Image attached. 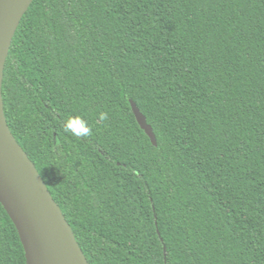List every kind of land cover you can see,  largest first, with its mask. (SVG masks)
Listing matches in <instances>:
<instances>
[{"label": "trees", "instance_id": "16d2710c", "mask_svg": "<svg viewBox=\"0 0 264 264\" xmlns=\"http://www.w3.org/2000/svg\"><path fill=\"white\" fill-rule=\"evenodd\" d=\"M3 98L89 264H264V0H34Z\"/></svg>", "mask_w": 264, "mask_h": 264}, {"label": "water", "instance_id": "95a60500", "mask_svg": "<svg viewBox=\"0 0 264 264\" xmlns=\"http://www.w3.org/2000/svg\"><path fill=\"white\" fill-rule=\"evenodd\" d=\"M34 0H0V201L13 219L27 264H89L74 230L45 179L13 134L4 108L3 82L13 38ZM141 127L157 145L146 115L131 100Z\"/></svg>", "mask_w": 264, "mask_h": 264}, {"label": "clouds", "instance_id": "9594fccd", "mask_svg": "<svg viewBox=\"0 0 264 264\" xmlns=\"http://www.w3.org/2000/svg\"><path fill=\"white\" fill-rule=\"evenodd\" d=\"M99 119L101 121L107 120L108 114L106 112H101ZM64 131L77 138H84L91 135V128L81 117H74L67 120L64 125Z\"/></svg>", "mask_w": 264, "mask_h": 264}]
</instances>
